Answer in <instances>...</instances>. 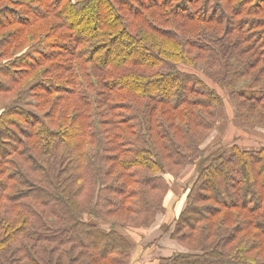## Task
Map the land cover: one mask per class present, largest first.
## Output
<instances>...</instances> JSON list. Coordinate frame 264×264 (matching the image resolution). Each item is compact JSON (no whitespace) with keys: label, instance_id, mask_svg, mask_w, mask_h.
Listing matches in <instances>:
<instances>
[{"label":"trees","instance_id":"16d2710c","mask_svg":"<svg viewBox=\"0 0 264 264\" xmlns=\"http://www.w3.org/2000/svg\"><path fill=\"white\" fill-rule=\"evenodd\" d=\"M226 100V101H225ZM229 102L264 129V0H0V264H264V145L205 152Z\"/></svg>","mask_w":264,"mask_h":264},{"label":"rangeland","instance_id":"374dc122","mask_svg":"<svg viewBox=\"0 0 264 264\" xmlns=\"http://www.w3.org/2000/svg\"><path fill=\"white\" fill-rule=\"evenodd\" d=\"M226 103L227 107L225 106L221 112V116L216 124V130L204 143L203 150L206 153L210 152L214 150L218 143H221L220 148L232 143H237L247 148L263 146L264 129H258L251 133L241 130L233 115V108L228 101ZM196 176V167L191 165L186 168L180 177L168 178L171 182L172 191L167 202V212L158 217L157 222L151 229L133 230L130 232V238L136 244L133 258H137V261H135L137 264L139 259L144 264H158L160 258L169 257L184 251L170 238V234L164 233L162 225L173 224L175 218L184 209L186 192L195 181Z\"/></svg>","mask_w":264,"mask_h":264},{"label":"crops","instance_id":"0c3cea01","mask_svg":"<svg viewBox=\"0 0 264 264\" xmlns=\"http://www.w3.org/2000/svg\"><path fill=\"white\" fill-rule=\"evenodd\" d=\"M148 230H149V229H148ZM142 253H143V252H142ZM140 258H142V257L140 256ZM136 259H137L136 257L133 258V256H132L131 264H137V263L135 262V261H137ZM139 262H140V259H139ZM139 262H138V264H144L143 262H140V263H139Z\"/></svg>","mask_w":264,"mask_h":264}]
</instances>
